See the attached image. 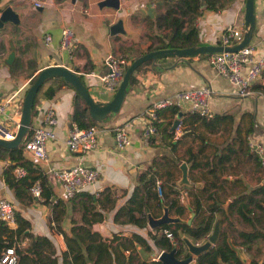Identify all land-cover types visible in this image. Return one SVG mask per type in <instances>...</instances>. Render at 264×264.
Segmentation results:
<instances>
[{
  "label": "crops",
  "instance_id": "crops-1",
  "mask_svg": "<svg viewBox=\"0 0 264 264\" xmlns=\"http://www.w3.org/2000/svg\"><path fill=\"white\" fill-rule=\"evenodd\" d=\"M103 1L0 0V12L10 6L19 19L16 23L6 21L0 25V100L10 99L7 109L0 113V124L12 131L16 129L15 124L20 119L21 104L30 79L49 65L73 68L94 99L97 101L110 99L112 91H103L101 88L100 75L107 70L104 58L108 54H113L130 63L139 55L156 50L150 49V46H156L164 38V34L170 32L169 28L158 27L156 24V13L165 9L161 0H155V6L150 5L153 0H114L116 6ZM244 6L245 0H226L220 9H202L195 19L199 45L221 44V36L227 24H244ZM254 15L255 29L249 44L259 54H264V0H254ZM118 21L119 30L112 27ZM64 26L72 27L77 37L71 55L59 47L60 31ZM46 34L51 35L49 43L44 41ZM12 47L14 48L12 62L14 59L22 60V67L19 66V70L23 71L20 73H12V62L6 61ZM210 54L206 52L188 56L168 55L155 60L148 59L149 61L134 71L137 82L126 89L118 112L110 113L105 119L98 121L100 122L97 126L98 144L93 150L71 151L65 143L67 130L71 124L74 88L63 85L51 98L39 99L36 110L31 115V126L41 123L44 111L53 106L57 117V123L53 126L55 137L46 143L47 160H36L25 151L24 155L36 164L39 172L47 176V184L51 189L48 202L43 198L40 200L33 197L25 201L18 200L4 179L3 169L7 160L3 159H0V197L5 196L13 200L15 209L30 222V229L34 234L50 238L55 247L58 264H62V251L66 249L64 233L73 235L72 228L81 224L84 213L86 217H102L92 222L91 230L105 239L113 238L111 244L116 253L123 252L127 257L131 253L132 264L150 263L155 259L163 248L156 245L151 238L150 233L154 232L147 222L145 225H139L126 221L128 216L125 211L120 214L119 219H115L117 210L128 203L134 188L140 184V172L150 165L153 170L162 174L163 178L166 177L164 170L170 169L176 183L181 173L179 164L182 161L187 163L188 176L193 185L174 186L176 192L172 194L186 206L182 217H190L192 209H188L189 202L192 193L196 192L207 179L201 177V172L206 168H190L186 161L188 139L173 146L177 142L171 136H167L166 127H171L176 117L173 116L171 109H160L158 119L155 121V124L158 123V130L149 135L150 137L143 135L145 124H149L146 110L153 100L170 95L181 88L210 84L213 89V95L209 99L210 115L227 112L231 113L235 120L230 129L223 131H209L202 124L193 122V125H197L202 131L214 134L213 137H208L209 139L202 134L206 145L199 150V157L212 154L216 148L218 152L223 144L231 142L238 122L243 129H250L249 142L260 144L264 149V92L261 88L264 85V71L253 84V93L241 97L237 95L236 87L210 63ZM258 83H261V86H258ZM180 111L182 114L189 112L185 108H180ZM126 122L129 123L131 143L119 149L115 146L113 128ZM179 134L180 130L178 136ZM215 135L218 137L215 138ZM192 144L193 151L197 152V146L199 148L201 141L196 138ZM77 163L96 168L98 177L80 188L73 197L68 198L64 196L61 184L51 175V169H61ZM242 165L239 166L241 171H235L237 174L232 173L231 169L222 176L229 179L240 176L248 189L264 181V178H257L253 168H249L251 165L249 161H242ZM206 176L209 177L208 174ZM196 182L200 185H194ZM106 187L111 191L113 197L111 200L105 198ZM88 196H92L95 202H88L89 209L84 212L82 202L88 201ZM59 198L64 203V215L59 228H56L54 222L50 224L49 216L55 199ZM150 206L154 215H160L161 207L155 200H150ZM147 209L149 210L148 207ZM170 213L174 214L172 211ZM235 221L238 229L248 228L240 217H235ZM11 227H15V224ZM235 233L236 230H232V235L228 234V239L236 240ZM138 236L144 240L138 241L136 238ZM119 242L129 248L123 249ZM229 243L232 244L231 241ZM27 244L28 240L25 242V245ZM238 244H234L233 247H238L246 259L244 262L238 257L240 264H264L263 236L257 237L249 247ZM183 254L186 255L187 252ZM195 260L197 264V258ZM222 264L227 263L222 261Z\"/></svg>",
  "mask_w": 264,
  "mask_h": 264
},
{
  "label": "trees",
  "instance_id": "trees-1",
  "mask_svg": "<svg viewBox=\"0 0 264 264\" xmlns=\"http://www.w3.org/2000/svg\"><path fill=\"white\" fill-rule=\"evenodd\" d=\"M160 2L165 6V9L156 13V24L158 27L169 28L170 32L164 34V38L156 46H150V49L183 48L199 45L198 30L195 24L196 17L204 8L210 10L222 8L226 0H161ZM21 61V59H14L11 63L12 73L23 71L22 69L19 70V66L22 67ZM147 61L149 60L139 64L135 70H138ZM128 64L124 65V71ZM36 76L37 74L30 79L29 85ZM136 82L137 78L135 72H133L129 78L127 90L135 85ZM63 85L73 88L70 82L61 76L46 78L36 92L31 107V115L35 112L39 99L51 98ZM257 85L261 86V83ZM261 88L264 92V85ZM111 93L113 94V91ZM167 108L171 109L173 116L180 111V108L175 105ZM159 110H157V115ZM180 117H182V120L178 125L179 136L174 138L176 129H169V126L166 127V134L177 142L173 146L180 143L188 135L193 140L197 138L201 141L199 148L197 146V152L193 151L194 147L187 145L186 153H188V156L186 161L189 163L190 168H206L205 171L201 172V177L204 179L207 177V179H205L201 187L196 189V192L192 193V199L189 202L194 212L192 218L193 226L187 223L163 224L160 227H156V231L164 226L170 227L173 232L172 239L161 232L150 233V236L156 245L166 250L175 248L176 254L181 257L186 252L183 236L186 235L196 242L201 241L210 233L215 219L220 217V224L225 223L222 226L220 225L221 228L215 243L197 257V264H220L219 257L227 264H240L233 245L239 243L249 247L250 243L257 237H264V181L248 189L242 177L229 179L223 177L222 174L227 173L231 169L232 173L237 174L235 171H241L239 166L242 165V161L247 160L251 163L249 168H253L254 173H257V178H264L260 155L254 151L248 140L250 129H243L238 122L234 128L231 142L227 141L218 152H216V148L215 152L203 156L204 159L200 161L199 150H202L206 142L202 133L195 130L197 125H193V122L202 124L209 131L228 130L231 128L235 117L227 112L212 113L211 115H202L198 112H183ZM70 118L71 122H76L80 127L99 126L100 123L91 117L88 105L76 90ZM157 124L156 122V126ZM30 135L31 129L28 130L25 138L15 147L0 144V159L7 160V164L3 169V176L8 187L13 190L14 196L22 201L32 198L30 186L33 182L39 180L43 200L48 202L47 199L51 194V189L47 184V176L39 172L36 164L24 155L25 141ZM18 165L25 167L27 171L22 177H16L13 172ZM169 170H164L165 178L162 177V174L153 170L151 165L142 170L140 172V184L134 188L128 203L117 210L115 219H119L120 214L125 211L127 213L126 216H128L126 221L145 225L147 222L146 208L148 207L151 211L150 200H155L159 207H162L163 203L168 204L170 211L182 216L186 206L179 201L176 195L172 194L176 192L174 188L176 183L172 172ZM207 174L209 177L206 176ZM156 180H160L161 193L156 188ZM104 190L107 191L105 198L113 199L110 189L106 187ZM91 197L88 196V201L83 200L82 202L84 212L89 209L88 202H95V199ZM227 199H230V202L226 211L222 203ZM63 215L64 203L61 198L55 199L51 216H49L50 224L54 222L56 228H59ZM235 217H240L248 228L238 229ZM101 218L86 217L84 213L81 217V224L72 228L73 235L64 233L66 249L62 251V264H89V262L92 264H132L133 255L131 253H129L128 257L123 252L121 254L116 253L111 244L113 238L105 239L99 233L91 230L92 222ZM15 219V227H11L0 220V253L7 246H15L18 254L16 264H58L55 247L50 238L34 234L30 229V222L21 216L17 210L15 211ZM232 230H236V235H234L236 240L228 239V234L232 235ZM25 237L28 239V244L22 246L20 241ZM136 238L138 241L140 239L144 240L140 236ZM230 241L232 244L229 243ZM119 245H122L123 249L129 248L121 242H119ZM141 264H161V262L158 259H152L150 263L142 262Z\"/></svg>",
  "mask_w": 264,
  "mask_h": 264
},
{
  "label": "built area",
  "instance_id": "built-area-1",
  "mask_svg": "<svg viewBox=\"0 0 264 264\" xmlns=\"http://www.w3.org/2000/svg\"><path fill=\"white\" fill-rule=\"evenodd\" d=\"M156 1L150 2L155 6ZM245 25L234 23L227 24L221 36L222 45H231L239 42L245 31ZM77 40L75 31L70 26H64L60 31L59 47L72 54L75 42ZM44 41L49 43L51 35L46 34ZM210 63L222 76L227 78L235 87L237 95L243 97L253 93L252 86L264 71V54H259L251 44H246L237 50L216 51L209 55ZM107 70L100 75L101 88L103 91H115L119 85L126 60L122 57L108 54L104 58ZM213 95V89L210 84L203 83L197 86L181 88L170 95L163 96L153 100L147 107V117L149 124H145L143 135L149 136L157 131L155 121L158 119L157 110L175 105L179 108H185L189 112H198L200 114H210L209 99ZM10 99L0 100V113L7 109ZM57 123V117L53 106H49L43 115V121L35 126H30L31 135L25 141L24 151L39 161L47 160L46 143L55 137L53 126ZM18 121L15 124L17 128ZM179 125V124H178ZM176 126L174 138L178 136L179 126ZM129 123H123L113 128L115 146L119 149L131 143L130 133L128 131ZM16 130V129H15ZM15 130H9L0 124V137L11 139L14 137ZM98 127L91 125L80 127L76 122H71L65 138L66 146L71 151H89L95 149L98 144ZM250 146L260 155L262 168L264 169V149L260 144H251ZM16 177L24 176L27 171L25 167L18 165L13 170ZM51 175L58 181L63 189L65 197H73L76 192L92 183L98 177L96 168L82 163H77L61 169H51ZM156 188L161 193L160 180H156ZM41 184L39 180L33 182L30 186V192L33 198L42 199ZM181 197L183 195L181 194ZM15 205L11 198L0 197V220L9 226L15 224ZM160 227V226H159ZM153 232H161L166 237L172 239L173 232L170 227H162ZM27 238L20 241V245H25ZM158 254L155 256L157 259ZM18 254L15 246H7L0 253L1 264H16Z\"/></svg>",
  "mask_w": 264,
  "mask_h": 264
},
{
  "label": "water",
  "instance_id": "water-1",
  "mask_svg": "<svg viewBox=\"0 0 264 264\" xmlns=\"http://www.w3.org/2000/svg\"><path fill=\"white\" fill-rule=\"evenodd\" d=\"M103 3H108L113 6H116V1L114 0H104ZM18 15L17 13L10 7H5L0 12V25H2L6 21H12V22H18ZM244 25H245V31L243 33V36L241 40L235 44L231 45H193L183 48H160L156 50H151L146 53H143L133 59L125 69L122 79L117 86L116 90L114 91L112 97L106 101H97L90 95L86 85L83 83V81L80 79L79 75L73 68H69L63 65H49L44 68H42L38 73L34 81L27 87L22 104H21V111H20V119L18 121V125L14 134V137L11 139H4L3 137H0V144L8 147H15L17 146L24 138L26 133L28 132L30 126H31V107L33 105V100L36 95V92L39 88V86L42 84V82L51 76H61L70 84L73 86V88L82 96L86 104L88 105L89 112L91 117L96 121H102L105 119L110 113H116L121 107V104L123 102V99L126 94L127 84L129 81V78L131 74L134 72L136 67L148 59H157L163 56L168 55H177V56H188V55H194L198 53H213L216 51H222V50H237L244 45L248 44L254 29H255V15H254V0H245V6H244ZM114 29L119 30L120 29V21L116 22L112 25ZM14 57V48L12 47V51L9 53L8 57L6 58V61L8 63H11ZM182 114V111H178L176 114V117L173 119V122L171 124V129H175L176 126L180 122V116ZM179 168L181 170L179 178L176 180V183L178 185H193V183L190 181L188 176V166L185 161H182L179 164ZM194 185L199 186L200 183L196 182ZM230 202V199L225 201L222 205L227 211L228 204ZM161 213L160 215H154L151 211L148 209L147 212V224L151 228L159 227L163 224H175V223H187L191 226L192 224V218L194 215V212L191 211L190 217H182L180 214H171L170 213V207L168 204H162L161 205ZM188 209L191 210V206H188ZM220 230V217H217L213 223V227L210 231V233L207 235L206 238H204L202 241L194 242L191 238L188 236H183V242L184 246L186 248V255H183L181 257H178L176 254V249L172 248L170 250L162 249L157 259L160 260L161 264H184V263H190V264H196V258L201 255L205 250H207L211 245H213L218 237ZM237 256L246 262V259L243 257V254L241 253L240 249L238 247H234ZM220 261V264H222L221 257L218 258ZM1 264V263H0Z\"/></svg>",
  "mask_w": 264,
  "mask_h": 264
},
{
  "label": "rangeland",
  "instance_id": "rangeland-1",
  "mask_svg": "<svg viewBox=\"0 0 264 264\" xmlns=\"http://www.w3.org/2000/svg\"><path fill=\"white\" fill-rule=\"evenodd\" d=\"M190 113H193V112H190ZM195 130H197L198 132H200V133H202L205 137H213V133H210V132H208V133H206V132H204V131H202V129H199V128H196ZM223 131V130H222ZM215 138H217L218 137V135L216 136H214ZM186 141H187V139H188V143H187V145H191V146H193V142H194V140L192 139V137L190 136V135H188L186 138ZM209 139V138H208ZM200 158V161H202V159H204V158H201V157H199ZM230 171H228V173H229ZM176 186H181V185H178L177 183H176Z\"/></svg>",
  "mask_w": 264,
  "mask_h": 264
},
{
  "label": "flooded vegetation",
  "instance_id": "flooded-vegetation-1",
  "mask_svg": "<svg viewBox=\"0 0 264 264\" xmlns=\"http://www.w3.org/2000/svg\"><path fill=\"white\" fill-rule=\"evenodd\" d=\"M223 204V203H222ZM223 206V205H222ZM228 209V208H227ZM224 210H225V208H224Z\"/></svg>",
  "mask_w": 264,
  "mask_h": 264
}]
</instances>
